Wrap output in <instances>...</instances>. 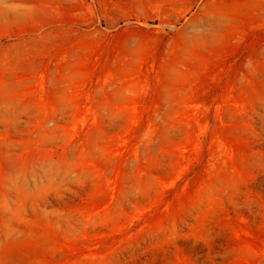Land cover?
<instances>
[{"label": "rangeland", "instance_id": "obj_1", "mask_svg": "<svg viewBox=\"0 0 264 264\" xmlns=\"http://www.w3.org/2000/svg\"><path fill=\"white\" fill-rule=\"evenodd\" d=\"M0 264H264V0H0Z\"/></svg>", "mask_w": 264, "mask_h": 264}]
</instances>
